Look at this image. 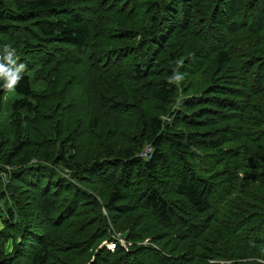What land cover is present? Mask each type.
Here are the masks:
<instances>
[{"label":"trees","instance_id":"obj_1","mask_svg":"<svg viewBox=\"0 0 264 264\" xmlns=\"http://www.w3.org/2000/svg\"><path fill=\"white\" fill-rule=\"evenodd\" d=\"M3 102L0 264H264V0H0Z\"/></svg>","mask_w":264,"mask_h":264},{"label":"rangeland","instance_id":"obj_2","mask_svg":"<svg viewBox=\"0 0 264 264\" xmlns=\"http://www.w3.org/2000/svg\"><path fill=\"white\" fill-rule=\"evenodd\" d=\"M136 11H138V10H136ZM84 70H87V67L86 66H82V67H80V68H78V71L76 70V74L78 75V76H80L81 75V71H84ZM90 76H95V78L97 79V80H99V79H103L104 78V75H102V74H99L98 72H94V71H91V70H88V74H87V78L88 77H90ZM91 78V77H90ZM78 79V78H77ZM86 78H84L83 80H85ZM79 80V79H78ZM93 80V79H92ZM91 84H92V81L90 82ZM129 84H131V85H133V86H135L136 84H134V83H129ZM120 87H122V86H118V87H115V91L118 89V88H120ZM123 88V87H122ZM43 89V88H42ZM130 91H136L135 89H133V88H130L129 89ZM68 91V88H66L63 92L65 93V92H67ZM110 92H112V89H111V91ZM69 96H71L72 98H73V100H74V102H72V103H70L69 105H68V107H67V109H70V111L71 112H73V113H79V115H80V113H84V116L87 118H90V113H88V109H84V105H85V103H86V107H87V92H86V89H85V87H84V85L82 84V86L80 85V86H73V87H71V89L69 90ZM129 97L131 98L132 97V94L130 93V95H129ZM89 100V99H88ZM79 102V103H78ZM144 108H145V105H144ZM94 109V107L92 108V110ZM9 113H11V111H10V107H9V105H8V103H4L3 102V107H2V111H1V115H0V118L2 119V121H8V117L9 116H7ZM66 113H69V112H66ZM136 115V114H135ZM125 117H127V116H125ZM125 117H123V118H121V123L123 124V125H128V123H129V120L127 119V118H125ZM107 119H110L111 121H112V118L111 117H109V116H107L104 120H107ZM71 124H74V123H71ZM6 125H7V123H6ZM79 126H81V125H79L78 124V128H79ZM84 126V125H83ZM112 126H113V124H112ZM11 130V128H10V125H8V131H10ZM7 134H8V132H6L5 133V136L7 137ZM101 135L105 138V140L106 141H102V143H106L107 141L109 142L110 141V139L107 137V135H105V134H103V133H101ZM90 136H93L86 128L84 129V132H78V145H79V148H80V156L82 155V156H84L85 154H86V152H85V147H86V145L88 144V142H89V137ZM102 136H100V137H98L99 138V140H101V137ZM11 140V135L8 137V141H10ZM3 143H6V138H4L3 140ZM1 226V225H0ZM121 244H123L124 245V241L122 240L121 241ZM108 248L109 249H114V246L112 245H108Z\"/></svg>","mask_w":264,"mask_h":264}]
</instances>
